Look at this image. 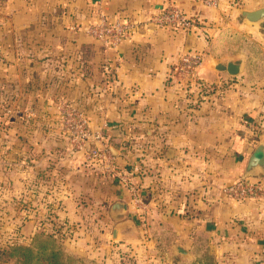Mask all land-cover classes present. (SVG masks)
<instances>
[{
    "label": "crops",
    "instance_id": "1",
    "mask_svg": "<svg viewBox=\"0 0 264 264\" xmlns=\"http://www.w3.org/2000/svg\"><path fill=\"white\" fill-rule=\"evenodd\" d=\"M168 4L193 16L195 27L155 26L150 17ZM259 7L264 0H219L210 8L198 0H0V84L42 136L55 125V213L74 238L96 222L100 237L110 234L108 255L125 242L133 247L128 255L152 246L158 254L149 260L168 264L202 251L224 264H264V198L235 200L222 192L244 176L264 141V76L247 49L264 52V28L239 17L240 9ZM99 10L131 24L114 48L83 29ZM187 49L203 55L204 88L175 70ZM236 57L237 75L213 68ZM61 99L102 132L98 146L111 158L92 162L64 146ZM117 200L126 203L124 218L110 216ZM122 219L128 223L113 237ZM176 245L189 256L176 258Z\"/></svg>",
    "mask_w": 264,
    "mask_h": 264
},
{
    "label": "rangeland",
    "instance_id": "2",
    "mask_svg": "<svg viewBox=\"0 0 264 264\" xmlns=\"http://www.w3.org/2000/svg\"><path fill=\"white\" fill-rule=\"evenodd\" d=\"M247 49H250L252 57L258 58L253 64L254 71L264 76V52L255 46ZM11 103V98L0 84V264H21L16 261L20 256L19 250L11 252L10 247H36L38 240L46 236H50L52 244L68 256L69 264H168L165 258L149 260L150 256L158 254L152 246H146L134 257L128 255L133 248L131 243L123 242L118 252L108 255L105 245L111 241L110 234L106 238L100 237L96 222L91 227H83L84 231L79 232L81 238H74L69 230L73 227H68L55 213L58 196L55 191V125L44 127L46 135L42 136V128L31 121L27 116L29 113L18 104ZM53 115L55 123V109ZM12 117H15L13 121ZM64 146L71 150L69 142ZM3 155L10 163H4ZM83 157L89 160L84 154ZM77 215L89 220L85 218V213ZM94 215L97 218L98 213ZM92 216L93 213L90 214ZM112 224L109 221L106 225L108 233ZM174 264L224 263L202 251L193 258L178 259Z\"/></svg>",
    "mask_w": 264,
    "mask_h": 264
},
{
    "label": "built area",
    "instance_id": "3",
    "mask_svg": "<svg viewBox=\"0 0 264 264\" xmlns=\"http://www.w3.org/2000/svg\"><path fill=\"white\" fill-rule=\"evenodd\" d=\"M205 7H216L219 0H198ZM150 21L158 27H171L190 30L196 25V19L188 15L174 4H168L153 13ZM131 24L120 18L108 20L102 11H98V18L87 22L84 31L99 40L104 46L116 47L128 34ZM203 62V55L196 50H188L178 57L175 70L182 79L194 81L200 88L205 84L198 77V69ZM57 114L64 135L67 137L71 150L83 152L86 159L98 161L111 158L108 149L100 148L102 132L88 126L84 111L77 105L62 99L56 103ZM108 167L113 170L110 162ZM123 182L127 179L122 178ZM134 193V187L129 185ZM222 192L235 200H260L264 198V182L255 177L238 178L222 187ZM135 194V193H134ZM134 199H137L134 196Z\"/></svg>",
    "mask_w": 264,
    "mask_h": 264
},
{
    "label": "water",
    "instance_id": "4",
    "mask_svg": "<svg viewBox=\"0 0 264 264\" xmlns=\"http://www.w3.org/2000/svg\"><path fill=\"white\" fill-rule=\"evenodd\" d=\"M240 19L250 25L264 28V7L252 10H239ZM189 50V49H187ZM213 68L218 71H225L230 75H237L242 71V59L240 57L227 58L226 60H216L213 62ZM264 179V141L260 142L250 155L244 176ZM126 203L123 201H115L110 205V216L114 219L124 218L126 216ZM128 223L127 219L116 222L112 230V236L116 237L117 231ZM176 258L189 256L188 252L179 246L174 247Z\"/></svg>",
    "mask_w": 264,
    "mask_h": 264
},
{
    "label": "trees",
    "instance_id": "5",
    "mask_svg": "<svg viewBox=\"0 0 264 264\" xmlns=\"http://www.w3.org/2000/svg\"><path fill=\"white\" fill-rule=\"evenodd\" d=\"M10 250H19L20 256L16 261L21 264H69L68 256L52 244L50 236L39 239L36 247L15 245Z\"/></svg>",
    "mask_w": 264,
    "mask_h": 264
}]
</instances>
